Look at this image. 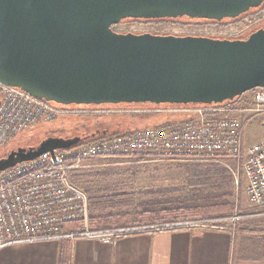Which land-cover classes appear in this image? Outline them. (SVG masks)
<instances>
[{"label":"water","instance_id":"95a60500","mask_svg":"<svg viewBox=\"0 0 264 264\" xmlns=\"http://www.w3.org/2000/svg\"><path fill=\"white\" fill-rule=\"evenodd\" d=\"M263 3L0 0V82L62 105L233 100L264 88V28L246 39H222L117 32L113 25L128 18L222 21ZM82 141L49 137L37 146L9 150L0 157V171Z\"/></svg>","mask_w":264,"mask_h":264},{"label":"built area","instance_id":"2783aa9c","mask_svg":"<svg viewBox=\"0 0 264 264\" xmlns=\"http://www.w3.org/2000/svg\"><path fill=\"white\" fill-rule=\"evenodd\" d=\"M239 96L220 103L154 105L133 112L168 113L180 116L154 127L96 140H84L69 149L48 151L34 160L0 171V250L22 243L63 238H97L114 243L116 234L140 229L92 230L88 194L76 186L70 171L95 159L222 160L241 158L246 193L264 205V139L243 148L246 123L264 114V88L251 91L250 101ZM113 107L112 111H127ZM110 110V111H111ZM99 108H75L38 98L17 86L0 82V151L15 137L40 122L61 115L101 112ZM138 111V112H139ZM247 111L251 115L243 117ZM239 216L207 220L223 225ZM83 222L81 230L66 225ZM202 222L152 226L168 230Z\"/></svg>","mask_w":264,"mask_h":264},{"label":"rangeland","instance_id":"374dc122","mask_svg":"<svg viewBox=\"0 0 264 264\" xmlns=\"http://www.w3.org/2000/svg\"><path fill=\"white\" fill-rule=\"evenodd\" d=\"M225 25V26H223ZM264 28V5L253 8L237 18L213 21L193 19L187 16L165 19H123L113 29L117 32H134L174 35H205L222 39H243L250 32ZM252 91V90H251ZM251 91L244 93V100L250 101ZM118 108L127 111H112ZM124 106L120 104H69L75 108H99L101 112H88L61 115L50 122H40L34 127L23 131L10 141L1 151L0 157L7 155L9 150H18L39 145L49 137H81L84 140L102 135L125 134L148 127L158 126L180 116L168 113L133 112L135 109L153 106V103H134ZM135 108V109H134ZM117 109V108H115ZM111 110V111H110ZM250 111L243 117L250 116ZM245 149L249 145L264 139V114L254 115L245 126ZM95 137H93V135ZM87 138V139H86ZM241 158H224L220 160H157L149 158L133 159H95L85 163V166L70 171L73 183L83 189L75 180V175L83 176V186L89 188L90 218L93 216H110L125 210H139L145 201L152 200L158 205L162 200L171 197L187 195L195 201L203 200V194L215 191L214 187L200 189L206 175H214L221 169H228L233 182L226 186L233 192L234 212L241 220L242 228L254 226L255 223L246 215H254L264 210V205L251 201L246 193L247 180L242 167ZM203 175L197 177V175ZM204 177V178H203ZM207 178L206 183H212ZM221 189V188H220ZM84 190V189H83ZM203 193V194H202ZM209 195L208 200H213ZM206 200V198H205ZM234 215V216H235ZM231 221V222H232ZM240 226V227H241Z\"/></svg>","mask_w":264,"mask_h":264},{"label":"crops","instance_id":"0c3cea01","mask_svg":"<svg viewBox=\"0 0 264 264\" xmlns=\"http://www.w3.org/2000/svg\"><path fill=\"white\" fill-rule=\"evenodd\" d=\"M245 217L256 218L248 219L255 225L242 228L239 220L132 233L114 243L87 237L22 243L0 250V264H59L60 253L69 264H264V210Z\"/></svg>","mask_w":264,"mask_h":264},{"label":"trees","instance_id":"16d2710c","mask_svg":"<svg viewBox=\"0 0 264 264\" xmlns=\"http://www.w3.org/2000/svg\"><path fill=\"white\" fill-rule=\"evenodd\" d=\"M219 22V21H217ZM116 25H113L115 27ZM225 26V25H223ZM129 103H124V106ZM134 104V103H131ZM157 105V104H153ZM159 105H170V104H159ZM120 105L115 106L118 108ZM129 133V131L125 132ZM118 135V134H114ZM109 135H102L100 137L91 138L89 140H96L99 138H106ZM212 176V183H206L207 178L211 176L206 175L207 178L199 183L200 189H206L208 187H214L215 191L207 192L203 194V200L195 201V199H189V196H179L178 198L171 197L166 200H162L161 203L156 205L152 203V200L145 201L141 209L139 210H125L115 215L110 216H93L90 218V228L92 230H106V229H117V228H131L140 229L130 233L116 234L117 237H121L127 234L140 233V232H152L156 231L150 229L152 226L165 225V224H176V223H190V222H202L201 225H190V226H179L171 229H184L195 226H206L207 220L231 218L235 215L234 212V201L233 192L231 189H226L225 185L233 182L231 173L228 169H221L214 173ZM203 175H197V177ZM74 180L83 187L87 194L91 193V190L83 186V176L75 175ZM221 188V189H220ZM209 195L213 196V200H208ZM206 198V200H205ZM66 229L71 231L81 230L83 228V222L75 221L67 224ZM59 264H69L67 256L60 253Z\"/></svg>","mask_w":264,"mask_h":264},{"label":"flooded vegetation","instance_id":"af4514ba","mask_svg":"<svg viewBox=\"0 0 264 264\" xmlns=\"http://www.w3.org/2000/svg\"><path fill=\"white\" fill-rule=\"evenodd\" d=\"M262 5H264V3L262 4ZM253 9V8H252ZM251 10V9H250ZM241 16V15H240ZM226 19H229V18H226ZM213 21H215V20H213ZM261 28V27H260ZM251 33H253V31L252 32H250L247 36H250V34ZM246 38H248V37H246ZM246 38H243V39H246Z\"/></svg>","mask_w":264,"mask_h":264},{"label":"bare ground","instance_id":"6f19581e","mask_svg":"<svg viewBox=\"0 0 264 264\" xmlns=\"http://www.w3.org/2000/svg\"><path fill=\"white\" fill-rule=\"evenodd\" d=\"M49 101V100H48Z\"/></svg>","mask_w":264,"mask_h":264}]
</instances>
